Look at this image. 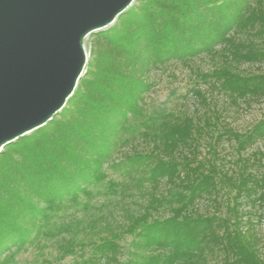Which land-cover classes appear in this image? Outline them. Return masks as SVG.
Here are the masks:
<instances>
[{
    "label": "trees",
    "instance_id": "obj_1",
    "mask_svg": "<svg viewBox=\"0 0 264 264\" xmlns=\"http://www.w3.org/2000/svg\"><path fill=\"white\" fill-rule=\"evenodd\" d=\"M92 51L84 76L61 110L1 147L0 264L12 247L43 239L55 238L60 259L83 247L78 235L89 222L59 223L60 213L70 203L80 204L79 195L89 196L97 185L115 192L116 183L104 182L103 166L119 145L139 137L149 141L150 149L111 166L142 173L151 188L165 179L176 186L175 196L169 201L149 192L142 211L129 213L126 227L90 240V255L73 264L118 262L123 233L133 236L127 264H205L216 252L230 264H263L240 226L236 200L243 194L251 197L264 177L248 172L245 164L233 176L194 156L196 133L212 123L210 116L195 123L188 115L146 113L141 102L151 67L202 53L217 54L221 63L196 76L229 101L264 98V72L237 69L264 61V0H140L97 32ZM224 134L235 139L237 150H245L264 138V116L242 136L226 127L216 139ZM224 183L235 190L228 214L196 212L195 201ZM163 200L170 203V215L154 216Z\"/></svg>",
    "mask_w": 264,
    "mask_h": 264
},
{
    "label": "rangeland",
    "instance_id": "obj_2",
    "mask_svg": "<svg viewBox=\"0 0 264 264\" xmlns=\"http://www.w3.org/2000/svg\"><path fill=\"white\" fill-rule=\"evenodd\" d=\"M139 1L134 0L131 4L137 6ZM110 25L90 32L83 38L86 62L92 59V48L96 43L97 32L107 29ZM220 63L221 57L217 54L202 53L184 62L171 60L159 67H151L147 73L149 88L144 92L142 108L146 113L173 112L178 116L188 115L195 123L200 124L203 123L205 116H210L212 123L206 124L201 134L196 133L197 143L193 152L197 151L194 156L198 160L208 159L215 162L219 169L227 170L233 176L241 170L242 164H245L248 172L256 177H264V138L256 140L241 151L236 149L233 137L224 134L216 139L219 137L217 135L219 131L226 127L242 136L254 122L264 116V98L239 99L237 103H232L225 94L196 76L199 72H210ZM237 69L242 73L264 72V61L239 64ZM150 146L149 141L141 137L119 145L103 166L106 173L104 182L110 180L116 183V191L108 190L106 184L97 185L92 188L89 196L79 195L80 204L70 203L67 209L60 213L57 220L59 223L75 219L89 222L90 225L78 235L84 241L83 247L77 246L75 253L60 259L55 238L43 239L32 245L12 247L2 255L6 258L4 264H73L90 255V240H96L98 236L108 233L111 229L119 232L126 227L130 222L129 213L138 214L142 211L149 198V192L153 191L156 196H162L165 200H172L177 188L165 179H161L156 187L151 188L149 182L143 180L142 173H127L122 167L111 166L127 155L148 151ZM181 151L191 154L186 148H182ZM179 157L180 155L176 153L175 158ZM234 194L235 190L228 183L220 184L214 193L204 195L195 201V211L203 214H228V207L236 200ZM236 201L240 226L250 236V241L257 248L264 264V185L257 188L251 197L243 194L237 197ZM153 215L160 218L169 216L170 203L163 200V204L153 211ZM132 238L131 234H120L118 243L121 249L118 262L105 263L101 260L99 264H127L133 248ZM205 264L230 263L225 262L216 252Z\"/></svg>",
    "mask_w": 264,
    "mask_h": 264
},
{
    "label": "water",
    "instance_id": "obj_3",
    "mask_svg": "<svg viewBox=\"0 0 264 264\" xmlns=\"http://www.w3.org/2000/svg\"><path fill=\"white\" fill-rule=\"evenodd\" d=\"M134 0H0V150L47 123L84 76L83 38Z\"/></svg>",
    "mask_w": 264,
    "mask_h": 264
}]
</instances>
